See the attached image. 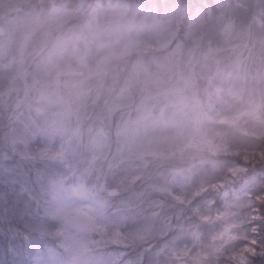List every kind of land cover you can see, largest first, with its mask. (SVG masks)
<instances>
[{"label":"clouds","instance_id":"clouds-1","mask_svg":"<svg viewBox=\"0 0 264 264\" xmlns=\"http://www.w3.org/2000/svg\"><path fill=\"white\" fill-rule=\"evenodd\" d=\"M0 152L20 264H264V0H0Z\"/></svg>","mask_w":264,"mask_h":264},{"label":"rangeland","instance_id":"rangeland-1","mask_svg":"<svg viewBox=\"0 0 264 264\" xmlns=\"http://www.w3.org/2000/svg\"><path fill=\"white\" fill-rule=\"evenodd\" d=\"M0 159H1L0 160V178H1L2 182L9 187L10 191L15 196H18V198H19L20 192L22 190L20 165L23 162L20 161L19 157H16L15 159H11V158H9L8 155H6L5 153H2V152L0 153ZM6 162L9 164H11V163H14V164L8 165ZM24 162H26V161H24ZM0 196H1V198H4V192L2 191L1 187H0ZM15 200L18 203L19 199L16 198ZM4 238H5V236H4ZM6 239H9V243L13 244V246L10 245L12 262L14 264L20 263L21 257L18 254L19 253V247H18L19 243L17 240L14 239L13 232H10L9 237ZM6 262H7V259H6V255L4 252V248L0 242V264H6Z\"/></svg>","mask_w":264,"mask_h":264},{"label":"trees","instance_id":"trees-1","mask_svg":"<svg viewBox=\"0 0 264 264\" xmlns=\"http://www.w3.org/2000/svg\"><path fill=\"white\" fill-rule=\"evenodd\" d=\"M6 2L9 4H14L16 3V0H6ZM7 164L13 165L14 163L11 164L7 163ZM0 187L4 192V198H1L0 196V242L4 248V252L6 255V259H7L6 264H14L12 262L11 248H10V245L13 246V244L9 243V239L6 238L9 237L10 232H13L14 239L17 240L18 243L20 242V234L17 231V224L15 219L18 210V203L16 202L15 199L16 198L19 199V198L10 191L9 187L2 182L1 178H0ZM3 235L5 236V238Z\"/></svg>","mask_w":264,"mask_h":264}]
</instances>
